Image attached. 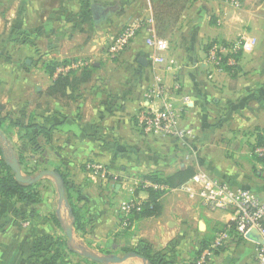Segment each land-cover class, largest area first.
<instances>
[{
    "label": "crops",
    "instance_id": "crops-1",
    "mask_svg": "<svg viewBox=\"0 0 264 264\" xmlns=\"http://www.w3.org/2000/svg\"><path fill=\"white\" fill-rule=\"evenodd\" d=\"M96 7L106 11L100 23L94 17ZM149 17L151 0H0V117L18 123L10 127L5 120L0 146L6 160L15 156L22 170L60 168L68 174L88 222L85 235L74 227L76 245L90 238L107 244L114 230L122 229L119 205L111 196L129 198L133 180L152 173L168 175L194 166L196 173L206 172L264 197V167L251 153L252 145L264 140V0H193L169 37L167 64L157 70L144 29L111 59L110 36ZM240 35L255 38V43L242 53L238 67L212 70L206 63L208 44ZM42 54L43 63L85 59L92 74L65 93L48 94L57 77L46 69L42 87L31 91L41 83L29 70L38 66L36 58ZM156 72L181 108L179 125L191 133L186 143L145 134L137 126L144 104L161 106L145 96ZM233 142L236 149L228 156L223 150ZM23 144L27 150L18 148ZM87 161L103 163L117 180L93 179L85 169ZM35 163L39 169L31 166ZM49 178L41 180L50 184ZM49 184L39 204L0 195V264H59L46 238L65 235L68 240L65 227L73 217L64 202L53 199ZM187 184L164 192L162 214L134 221L131 236L155 247L158 243L177 264H195L203 241L231 228L212 264H255L256 233L234 234L233 210L210 211L186 191ZM138 197L142 202L149 193L141 190ZM54 212L59 224L51 219ZM153 220L158 227L150 233L144 226Z\"/></svg>",
    "mask_w": 264,
    "mask_h": 264
},
{
    "label": "built area",
    "instance_id": "built-area-1",
    "mask_svg": "<svg viewBox=\"0 0 264 264\" xmlns=\"http://www.w3.org/2000/svg\"><path fill=\"white\" fill-rule=\"evenodd\" d=\"M227 1L238 3V0ZM141 29L148 34L146 43L153 50L150 57L154 69L157 70L159 66L167 64L169 60L167 52L170 45L166 38L158 35L153 17L131 22L121 31L111 35L107 44L108 56L111 59L118 57L132 43ZM254 43L255 38L246 35H240L231 41H213L207 50L206 63L217 71H234L240 63L242 53ZM87 62L85 59H80L78 62L63 63L58 65L54 75L57 77L59 74L66 75L70 71H78L85 67ZM168 94L167 86L157 73L155 83L148 89L145 96L148 100L160 103L161 106L154 108L152 104H144L137 115V126L145 134L174 137L186 143L191 133L180 127L181 108L175 106L173 98ZM251 153L264 167V140L256 141L251 147ZM84 165L89 175L95 180H117L103 163L87 161ZM139 186L160 191L172 189L165 183L136 178L129 187L130 197L121 201L122 212L125 215L124 224L130 225L131 215L140 209L141 201L135 194ZM185 189L210 211L232 209L233 228L238 235L245 236L250 230L256 229L263 242H258L255 264H264V197H260L251 189L233 186L206 172L196 173L188 180ZM230 232L231 228H227L217 234L214 240L201 250L195 264H212L216 252L230 239Z\"/></svg>",
    "mask_w": 264,
    "mask_h": 264
},
{
    "label": "trees",
    "instance_id": "trees-1",
    "mask_svg": "<svg viewBox=\"0 0 264 264\" xmlns=\"http://www.w3.org/2000/svg\"><path fill=\"white\" fill-rule=\"evenodd\" d=\"M152 1V8H153V18L155 21V28L159 36L163 38H168L172 36L173 32L178 27L181 16L185 9L189 6V4L193 0H151ZM211 42L208 44V48L210 47ZM208 50V49H207ZM65 63V62H64ZM47 66V70L50 72L51 75L55 74V71L58 65L61 63L58 62H50L45 63ZM63 64V62H62ZM86 67V66H85ZM83 69L80 75L76 74V71H70L68 74H59L57 76V80L54 86L50 87L47 90L48 94H54L55 92H62L65 93L67 91V87H73L77 83L82 81L88 80L92 74V72L85 68ZM72 77V78H71ZM10 120V127L18 125L17 122L13 121V119L7 117H0V127L4 124L5 120ZM44 132H47V129L42 128ZM20 150H27V145L23 144L18 147ZM34 150H38L36 147ZM21 162L22 158L20 157ZM58 174L61 175L64 184H65V195L66 199L69 204V208L75 217L74 227L75 230L80 233L81 235H85L88 229V222L86 213L84 211V207L81 204V197L79 195V190L77 187L71 183L68 178V174L64 171L57 168L55 170ZM196 174V168L194 166H187L185 168L179 169L171 174L163 175L160 173H152L146 176H141L140 179H150L153 181L165 183L169 185L171 188H177L187 182L190 178H192ZM47 182V180H39L35 183H22L15 179L14 173L11 167L7 164V160L5 158L4 152L2 147L0 146V195L3 198L13 199L18 198L21 202H27L29 204H39L41 202V185ZM50 185V184H49ZM49 188H52L49 186ZM141 190H147L149 193L148 199L141 202L140 209L135 211L130 217V220L133 224L134 221L149 218V217H158L162 214L163 205L161 203V196L163 191L155 190L153 188L144 189L139 186L135 194H139ZM51 219L56 223L59 224V220L54 213L50 214ZM234 225V224H233ZM233 228V227H232ZM232 232H234V228ZM239 236V235H238ZM48 242H50V248L53 250H59L62 253V257L69 256L72 253L74 254L75 251L68 246L67 238L65 235H56V236H49L46 238ZM201 248L198 249L197 255L205 247L207 242L206 240L203 241ZM104 253H110V251H103ZM138 254L145 257L150 264H171L169 260V256L163 251H155L152 245H145L141 252ZM87 261L94 262L93 260L85 258ZM82 264H86L85 260L80 261ZM96 263V262H95ZM59 264H67V263H60ZM105 264V263H103ZM122 264V263H121Z\"/></svg>",
    "mask_w": 264,
    "mask_h": 264
},
{
    "label": "rangeland",
    "instance_id": "rangeland-1",
    "mask_svg": "<svg viewBox=\"0 0 264 264\" xmlns=\"http://www.w3.org/2000/svg\"><path fill=\"white\" fill-rule=\"evenodd\" d=\"M166 39L169 40V37L166 38ZM44 55L46 56L47 54L44 53ZM44 59H43V54L39 58L37 57L36 60H37L38 66L35 67L33 71L31 69L29 70V71H31V72L34 73L33 75H35L34 76L35 77V80L39 81V83H41V80H42L43 77H47L43 73V71L47 69L46 64L43 63V61H42ZM23 61H25V60H23ZM78 61H75V62H78ZM211 69L214 70V71H216V72H221V71H217V70L213 69L212 67H211ZM29 71H28V73H29ZM25 75H26V73H25ZM42 85H43V83H41V84H36L35 83L34 84V87L32 88L31 91H34L37 86H39L41 88ZM231 144H232V146L230 144H228V145H226V148L227 149H224L223 150V152L226 153V155H228V156H230V153L232 151H234V149H236L235 148V145L236 144H234V142L231 143ZM31 166H34V168L39 169V166H37V163H35V164L31 165ZM245 166H247L249 169L251 168V164L250 163H247ZM23 169L24 170H22V171L24 172V174L32 175V176H35V175H37L40 172L39 171V172H36L35 173V170H33V169L31 171H30V169L27 170L26 166H24ZM49 179H51L50 180L51 181L50 186L52 187V188H49V189H52V191L54 193L53 194V197H54L53 199L57 200L59 198L58 184H57L56 180L53 177H50ZM110 180H112V179H110ZM134 181H135V179L133 180L132 183H134ZM46 185H47V182H44L41 185V187H40L41 193L43 192L42 191L43 188H46L47 189ZM166 191H163V193L166 192ZM128 193L130 194V190H129ZM111 198H112V203L113 204L117 203L116 205L117 206L119 205L118 206V210H116V211L120 212V213H117V214H119V217H120V220L119 221H120V225H121L122 229L121 230H114L115 231L114 232L115 234L112 233V235L109 236V242L107 244L95 243L90 238L89 240L86 239V241H85L86 243H85L84 246H86V247L90 248L91 250L95 251L96 253L102 254V255L118 254L120 256H123V255L128 254V253H131V252L139 253V252L142 251V249H143V247L145 245H152V247H153V249L155 251H162V249L159 248V244L158 243L156 244V247H155V245L153 243H151V242H146L143 239H135V238H133L131 236V234L133 232L132 231L133 230L132 223L130 225L129 224H126V223H125L126 225L124 224L125 215L122 212V208H121V201L124 200V199H126L127 197L124 196V197H121V198L117 199V197L115 195H112ZM42 201H43V196L41 194V202ZM55 212H56V210H55ZM55 212H54V214H55ZM157 227H158V222H155V220H153L151 223H149V225L144 226V228H148L147 230L150 233H154L157 230ZM99 228H100V226H99ZM137 230L139 232V229L138 228H137ZM137 230H136V232H137ZM209 234H211V233H209ZM118 237H119V240L118 241L113 240L114 238H118ZM157 239H159V238L157 237ZM67 242H68V240H67ZM206 242H207V244H206L205 247H207L211 243V238L209 240H206ZM68 246L71 249H73L75 251V253L74 254L72 253L69 256H65L64 255V257H62V254H61L62 252L59 251V250H57V253L55 255V257L57 258V262H60V263H63L64 262V263H67V264H74V261L76 260V261H79L77 264H81L80 261L85 260L87 262L86 264H103V263H99V262L94 261V260H93L94 262L87 261L85 258H87V259H90V258L86 257V255L80 249H78L76 245H73L72 244L70 246V244L68 243ZM205 247L203 246V248H205ZM101 250H103V251H110V253H104ZM169 261H170L171 264H177L175 260H169ZM122 264H148V261H144L142 258L136 257V258H130L128 261H126V262H124Z\"/></svg>",
    "mask_w": 264,
    "mask_h": 264
},
{
    "label": "water",
    "instance_id": "water-1",
    "mask_svg": "<svg viewBox=\"0 0 264 264\" xmlns=\"http://www.w3.org/2000/svg\"><path fill=\"white\" fill-rule=\"evenodd\" d=\"M94 17H95V20L97 23H100L101 21H103L106 17L105 8L104 7H96L94 10ZM7 164L11 167V169L14 173L15 179L17 181L22 182V183H35V182L41 180L42 178H44L46 176L53 177L58 184V193H59L60 202L61 203L64 202L69 207V204H68V201H67L66 195H65L64 181H63L61 175L58 174L55 170L44 169L35 176L24 174V172L22 171L21 166L18 162V159L13 155L7 159ZM70 212H71V215L73 217V222L65 227V232H66V235L68 237V243L70 245L71 244L76 245L73 242L75 217L73 216V213L71 210H70ZM252 231H254L256 233L257 241L263 242L258 231L256 229H252ZM76 246L78 249H80L86 255V257L90 258L91 260L97 261L99 263L121 264V263L128 261L130 258H136V257L142 258L144 261H148L145 257H143L142 255H140L136 252H131V253L125 254L123 256H120L118 254L102 255V254L96 253L95 251L91 250L90 248H88L84 245H76ZM148 264H150L149 261H148Z\"/></svg>",
    "mask_w": 264,
    "mask_h": 264
}]
</instances>
